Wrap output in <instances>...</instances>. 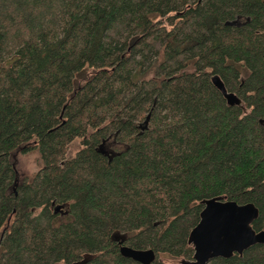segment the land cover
Instances as JSON below:
<instances>
[{"label": "trees", "instance_id": "obj_1", "mask_svg": "<svg viewBox=\"0 0 264 264\" xmlns=\"http://www.w3.org/2000/svg\"><path fill=\"white\" fill-rule=\"evenodd\" d=\"M211 198L264 229V0H0V264H180Z\"/></svg>", "mask_w": 264, "mask_h": 264}, {"label": "water", "instance_id": "obj_2", "mask_svg": "<svg viewBox=\"0 0 264 264\" xmlns=\"http://www.w3.org/2000/svg\"><path fill=\"white\" fill-rule=\"evenodd\" d=\"M210 82L227 105L237 104V99L224 90L217 77L212 76ZM202 205L198 222L187 236V244L192 249L191 260L180 264H207L212 259L240 256L251 246L264 245V229L256 232L251 229L257 218V209L252 204L211 198ZM119 255L138 264H151L154 260L150 250H133L126 246H119Z\"/></svg>", "mask_w": 264, "mask_h": 264}, {"label": "rangeland", "instance_id": "obj_3", "mask_svg": "<svg viewBox=\"0 0 264 264\" xmlns=\"http://www.w3.org/2000/svg\"><path fill=\"white\" fill-rule=\"evenodd\" d=\"M80 148V143L75 140L71 142L66 149L65 158L72 157ZM13 165L16 172V181L20 182L23 179H30L40 168L38 156L34 151L24 154H16L13 157ZM163 264H175L177 260H171L164 256L158 258Z\"/></svg>", "mask_w": 264, "mask_h": 264}]
</instances>
